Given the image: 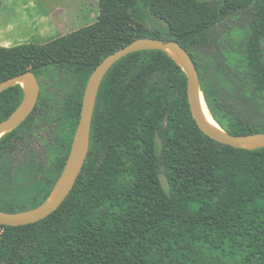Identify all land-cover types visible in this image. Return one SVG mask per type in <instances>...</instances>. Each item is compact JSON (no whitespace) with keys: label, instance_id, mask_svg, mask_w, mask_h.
<instances>
[{"label":"trees","instance_id":"16d2710c","mask_svg":"<svg viewBox=\"0 0 264 264\" xmlns=\"http://www.w3.org/2000/svg\"><path fill=\"white\" fill-rule=\"evenodd\" d=\"M99 6L95 23L53 41L0 46V82L29 70L57 76L43 86L50 97L41 92L39 102L66 104V159L90 75L108 55L143 37L176 40L198 55L202 91L223 129L264 132V116L256 112L264 107V0H99ZM241 15L245 24H235ZM226 20L230 32L262 42V50L200 51L211 38L227 36L218 28ZM22 99L20 84L1 93L0 121ZM38 111L0 139L10 175L25 165L34 173L49 168L52 149L41 127H26ZM18 132L16 142L8 141ZM108 132L118 143L103 157ZM64 165L50 183L25 189L22 201L0 190V209L43 203ZM0 230V264H264V147L234 148L205 134L192 115L180 65L166 51L134 52L113 65L100 86L88 157L63 204L39 222L0 224Z\"/></svg>","mask_w":264,"mask_h":264},{"label":"water","instance_id":"95a60500","mask_svg":"<svg viewBox=\"0 0 264 264\" xmlns=\"http://www.w3.org/2000/svg\"><path fill=\"white\" fill-rule=\"evenodd\" d=\"M143 50L166 51L183 69L188 80V99L192 115L205 134L234 148L264 147V132L235 135L227 132L220 124L216 126L207 121L202 105V98L205 99V97L199 73L193 58L181 43L176 40L138 38L104 58L90 75L84 91L80 120L73 137L70 153L61 176L49 197L37 207L28 210L8 212L0 209V224L6 226L33 224L47 218L63 204L73 190L88 157L94 110L99 89L106 74L122 58ZM18 84L23 88V99L9 117L0 121V139L16 130L27 120L39 99L40 84L33 70L0 82V94Z\"/></svg>","mask_w":264,"mask_h":264},{"label":"rangeland","instance_id":"374dc122","mask_svg":"<svg viewBox=\"0 0 264 264\" xmlns=\"http://www.w3.org/2000/svg\"><path fill=\"white\" fill-rule=\"evenodd\" d=\"M45 5L47 7V11L50 12L53 17H55V19L57 21H59V23H61L63 25V31L67 32H73V30H77V29H81L87 25H90L93 23V18H91V11L95 8L94 5L91 4L90 1L88 0H44ZM243 17V15H241L238 20L235 21V24L237 25H241V24H245L243 19H241ZM63 19L65 20L64 22ZM244 19H246L244 17ZM98 20V18H97ZM231 21H225V22H220L218 24V28H220V30L223 32L224 30L226 33V37H230V38H235L237 41H239L241 36H237L234 33L230 32V29L233 28V26L231 25ZM234 23V22H233ZM67 24V26H65ZM69 29V30H67ZM60 30V29H58ZM34 31V29H32V32ZM30 30L25 29L23 36L27 38L28 34L30 33ZM60 33H62V31L58 32L56 30H54L53 32H49L46 36L44 37H34L32 40H30L32 43H39L41 44L43 41L46 43L53 41L55 39H57V37H59ZM232 39V40H233ZM243 40H247V44H251V45H247L249 47L252 48H256V49H260L262 50V42L261 43H256V41H254V39H252L251 37H246L242 38ZM39 41V42H38ZM42 41V42H40ZM27 43V42H26ZM25 44V43H23ZM255 44V45H252ZM13 47V46H12ZM247 47V48H249ZM200 51H204L205 53H207L208 55H213V48L212 46L209 44L206 50H202L200 49ZM199 51V52H200ZM197 58L200 61V58L197 55ZM202 64V63H201ZM44 76V74H43ZM45 77V78H44ZM43 77V86H45V83H52L54 81V78L57 79V76L53 74L51 75H47L45 74V76ZM113 80L112 79H108L107 81V85L111 84ZM46 90L42 89V93H44L45 98L50 97V95L48 96L46 93ZM204 94V93H203ZM205 97V95H204ZM49 100V99H47ZM47 100H43L42 103H44ZM208 105V103H207ZM209 111L211 112V114L213 115L212 110L210 109L209 105H208ZM212 108L214 109L215 113L221 117L224 122L226 124H228L229 122H231L230 119L225 118L224 115H226L224 113V111L222 109H220L217 105H215L212 102ZM50 110V108H44L41 107L39 108L40 111L45 112L46 110ZM256 112L263 114L264 116V107H260L259 111L256 108ZM41 113V112H39ZM214 117V115H213ZM32 122V120H31ZM31 122L28 123L31 124ZM36 125V124H35ZM33 125V126H35ZM264 125V124H263ZM228 132V131H227ZM105 139L101 145V151L103 153V157H107L109 151H114L117 147V134H114L112 132H108V134H105ZM13 140V138L11 137V139H9L8 141ZM70 139L68 140L67 143V147L69 145ZM67 149V148H66ZM65 152V151H64ZM9 158L10 155H8L7 151H3V156H1L0 158V190H3L6 193H11L14 196V199H17V201H22L23 198L27 197L28 194H25L27 192V190L25 189H34V188H38L41 185H45L47 183H50L49 179L50 177H52V173L54 172V170H57L60 168V166L64 165L66 162V158H65V153H63L62 155H53L51 157V160L49 162L48 165V170L47 172H41V173H34L30 170L29 166H23L21 169L18 170L17 173H15V170L12 171L13 174H9V169H8V165H6L7 163H9ZM50 175V176H49ZM2 235V230H0V237Z\"/></svg>","mask_w":264,"mask_h":264},{"label":"crops","instance_id":"0c3cea01","mask_svg":"<svg viewBox=\"0 0 264 264\" xmlns=\"http://www.w3.org/2000/svg\"><path fill=\"white\" fill-rule=\"evenodd\" d=\"M88 1H90L91 4L94 5L95 7L90 13L91 18H93L94 20L93 23H95L100 15L99 0H88ZM44 2H45L44 0H2L1 1V6H0V46L1 47H12L26 42L32 43L30 40H32L35 36L44 37L49 32H53L54 30L58 32L62 31L59 37L72 32V31L71 32L63 31V25L59 23V21H57L50 12L47 11V7ZM64 21L65 20L63 19L62 22ZM65 26H67V24ZM25 29L31 31L28 34L27 38L23 36ZM32 29H34L33 32ZM73 31H76V29ZM43 43H46V41L45 42L43 41L41 44Z\"/></svg>","mask_w":264,"mask_h":264},{"label":"flooded vegetation","instance_id":"af4514ba","mask_svg":"<svg viewBox=\"0 0 264 264\" xmlns=\"http://www.w3.org/2000/svg\"><path fill=\"white\" fill-rule=\"evenodd\" d=\"M224 30H226V29H224ZM224 30H223V33L225 32ZM242 38L246 39L245 36L240 37L239 41H237L235 38L234 39L230 38L229 36L228 37L219 36L218 38H216V37L211 38L209 44L213 48V55L212 56H215L217 54L216 53L217 51L221 52L222 50L227 51V52H233L236 54H237V52H241V53L246 54L247 40L242 41ZM190 55L193 58L195 65L197 67V70H198L200 61L195 56L196 52H194V54H193L195 56V58L192 56L191 53H190ZM198 73H199V71H198ZM37 78H38V81L40 84V95H39V99H38V102H37L35 109L38 107L39 108H41V107L50 108L51 107V109L50 110L48 109L45 112L39 110L37 112V115L35 116L34 120L31 122V124H29V125L27 124L26 127H28V128L41 127L40 132H39L40 137L48 140L50 148L52 149L51 150L52 156L53 155L56 156V155H60V154L62 155L63 153H65L64 151H66L67 143H68V140L70 139V134H71L70 114L67 110L63 111L62 106H65L66 104L63 103L62 101H57L55 99L54 100L49 99V100L45 101L44 103L39 102L40 97H41V92L43 89V80H42L43 77L37 75ZM39 112H41V113H39ZM103 112H104V105L101 106V113H103ZM37 119H39V120H37ZM101 123H102V125H106V123H107L103 114L101 115ZM33 125H35V126H33ZM19 133L20 132L14 134L12 136L14 142H16L17 136H19V137L22 136ZM104 139H105V137L103 136V140Z\"/></svg>","mask_w":264,"mask_h":264},{"label":"bare ground","instance_id":"6f19581e","mask_svg":"<svg viewBox=\"0 0 264 264\" xmlns=\"http://www.w3.org/2000/svg\"><path fill=\"white\" fill-rule=\"evenodd\" d=\"M202 105H203V110H204L207 121L218 126L219 123L216 121V119L213 117V115L209 111V109L207 107V102L205 101L204 98H202Z\"/></svg>","mask_w":264,"mask_h":264}]
</instances>
